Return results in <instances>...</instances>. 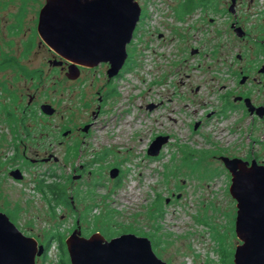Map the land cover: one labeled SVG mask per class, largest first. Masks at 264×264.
Listing matches in <instances>:
<instances>
[{"label": "rangeland", "instance_id": "1", "mask_svg": "<svg viewBox=\"0 0 264 264\" xmlns=\"http://www.w3.org/2000/svg\"><path fill=\"white\" fill-rule=\"evenodd\" d=\"M136 1L144 16L133 40L130 67L110 81L102 112L93 117L96 91H105V68L86 72L71 88H63L65 76L48 61L49 52L36 46L37 34L34 47L24 50L45 0H0V51H12L18 40L21 59L19 80L11 79L10 68L3 74L19 86L21 107H30L26 116L19 112L17 131L0 112V211L12 212L17 228L42 244L54 231L65 239L78 219L84 236L98 231L110 233L108 238L121 233L147 237L167 264H223L220 247L232 260L240 241L234 232L230 173L219 156L264 162V120L226 102L234 104L233 96L245 90H253L255 102L264 100V87L251 80L240 84L235 73L241 66L259 65L262 58L251 52L253 38L220 34L218 40L203 42L190 29L173 32V22L175 27L185 25L175 19L177 0ZM249 1L243 5L246 20L261 26L264 0ZM185 39L200 52L190 54ZM84 101L90 106L84 107ZM40 103L54 107L53 114H44ZM86 121H92L88 135L77 130L62 134L64 128ZM158 134L168 140L152 157L146 149ZM114 166L120 171L111 178ZM15 168L22 179L10 176ZM42 178L65 184L74 207L59 203L51 213L49 195L38 188ZM36 264L70 262L52 240Z\"/></svg>", "mask_w": 264, "mask_h": 264}, {"label": "water", "instance_id": "2", "mask_svg": "<svg viewBox=\"0 0 264 264\" xmlns=\"http://www.w3.org/2000/svg\"><path fill=\"white\" fill-rule=\"evenodd\" d=\"M140 13L136 0H46L38 13L37 32L60 57L71 61L73 68L75 64L93 67L107 62V73L112 77L127 58L126 46ZM50 63L56 65V62ZM70 75L74 78L78 72L72 70ZM244 80L242 77L240 82ZM245 101L252 113L254 107L248 105V98ZM40 110L46 115L55 111L48 103L41 104ZM167 140V135L155 136L147 147V154L157 156ZM219 159L230 173L228 189L236 201L234 232L241 243L234 248L233 264H264V164L255 159L248 162L224 155ZM118 172L113 167L109 175L115 178ZM9 173L14 179L23 177L19 168ZM64 243L70 264H167L156 256L150 239L134 233L106 238L96 231L84 236L78 224ZM43 252V245L35 237L23 234L0 211V264H36V257Z\"/></svg>", "mask_w": 264, "mask_h": 264}, {"label": "flooded vegetation", "instance_id": "3", "mask_svg": "<svg viewBox=\"0 0 264 264\" xmlns=\"http://www.w3.org/2000/svg\"><path fill=\"white\" fill-rule=\"evenodd\" d=\"M46 1V0H45ZM245 0H177L176 6H175V19L181 20L185 22V25L182 27H175L174 22L172 23L173 32H185L184 29H190V32H194V35L199 33L201 37H199L200 40L209 42L213 40H218L219 35L222 34L224 37L226 36H233L237 37L240 40H249L250 38H253V49H251V52L256 55V59H259L260 56L262 60L260 61V64L257 65H249L247 69H244L243 66H241L238 70V72H235L236 74L240 75L239 83L243 84L244 82L251 80L252 82H257L259 86L264 87V21L262 25L260 26L259 23H255L254 25L252 23H248L246 20V13L243 11V5ZM263 1V0H262ZM249 2H252L250 0ZM45 3V2H44ZM44 5V4H43ZM41 5L40 8L43 6ZM141 7V5H140ZM264 10V6L262 7ZM142 10V8H141ZM264 13V11H262ZM39 13V12H38ZM261 10L258 12H255V14H260ZM142 15V17H141ZM191 18H187V16H190ZM143 16L144 12L142 14V11L140 13L139 20L134 28L133 36L131 41L126 46L127 51V58L121 67V69L118 71V73L112 77L108 76V69L109 64L107 62H99L97 65L93 67L81 65V64H75L76 68H73L71 66V61L66 60L62 57H60L54 50H52L47 44H45L39 37V40L36 43L37 47H44L46 51L49 52L51 59L48 61L56 62V65L60 69V71L64 74V81L66 85L63 84L64 87L71 88V82H75L79 79H81V75H85L86 72H89L91 70H96L100 67L105 68V73L107 76L106 83L102 85V87L105 88L104 94L101 93V91H96V101L97 104L95 106V110H92V116L97 117L102 112V106L103 102L106 100V97L110 94V90H108V84L112 79H115L128 69V63L130 62L131 54H132V44L135 36L137 35L139 24L143 22ZM38 21V17H37ZM216 23V24H215ZM15 27V26H14ZM210 28V29H209ZM177 29V30H176ZM17 30V29H16ZM175 32V33H176ZM174 33V34H175ZM38 35L37 32V24L35 27V32L33 34V37L30 38L27 42L24 43V50L30 51L34 47V39L36 40V36ZM179 34V33H178ZM39 36V35H38ZM158 38H161L162 40L164 38L163 33L157 34ZM186 40V39H185ZM13 42V39H12ZM14 43L16 44L15 47L12 48V51H6L2 52L0 51V94L3 97V104L0 105V112L4 114V119L8 123V127L10 129L11 126H14L15 122H19L20 120V113H21V92L19 86L15 85L14 83H9L7 79H5V76L3 73V70L5 71L6 68L12 69L14 71L13 79L15 78L19 80L20 76V68H21V59H20V49H19V41L15 40ZM187 43V40H186ZM188 44V43H187ZM217 45L220 44H215ZM189 46V53L193 54L200 52V48H198V45ZM252 47V46H251ZM238 59H241V54L236 55ZM256 61V60H255ZM254 61V62H255ZM258 61V60H257ZM52 64V63H51ZM71 68V71H77L78 75L74 78H72L70 75L71 71L69 70ZM73 68V69H72ZM77 69V70H76ZM8 70V69H7ZM253 73V74H251ZM259 74V75H258ZM262 75V76H261ZM242 77H245L244 82H240ZM63 83V81L61 80ZM253 91V90H252ZM249 90H245L241 92L238 95L233 96V103L226 102V106L230 108L234 107H241L243 108L247 114H249L252 117H256L257 119L264 120V100L262 102H255L252 98V94ZM6 98V102L5 99ZM34 96L31 94L29 97V101H32ZM225 99H227V95L224 96ZM248 98L249 102L248 105L250 107H254V110L252 113L249 112L248 107L246 106L245 99ZM88 101V100H87ZM84 101L82 104L84 107L90 106V102ZM250 103V104H249ZM30 104V103H29ZM43 103H40V106ZM49 104V103H48ZM24 109L28 110L30 109L28 104L23 105ZM23 109V110H24ZM20 112V113H19ZM206 116H209L207 114ZM200 120L196 121L195 123L200 124ZM12 123V124H11ZM92 121H86L81 123L80 125H77L76 127L72 128H64L62 134L67 135L72 130H77L83 133V135H88L90 133V127H91ZM86 127V130H83V128ZM197 127V126H196ZM194 127V128H196ZM66 132V134H64ZM162 135V134H158ZM157 136V135H156ZM147 153V149H146ZM52 155H48L45 158H51ZM153 157V156H152ZM45 158H40V160L44 161ZM243 160H246L248 162H251L252 159H255L257 163L264 164V162H259L256 158H250V160H247L245 158H242ZM39 159H31L32 162H36ZM115 167V166H114ZM113 168V167H112ZM118 168V167H116ZM119 170V168H118ZM120 171V170H119ZM119 174V172H118ZM79 175L77 174L76 177ZM118 176V175H117ZM72 198V197H70ZM71 207H74L72 204V201L70 200ZM78 220V219H77ZM235 221V220H234ZM79 222L75 221V223L70 228V233L77 228ZM80 225V224H79ZM81 227V226H80ZM22 232V231H21ZM23 233V232H22ZM69 233V234H70ZM24 234V233H23ZM26 235V234H25ZM29 236V235H27ZM241 243V242H239ZM42 244V243H39ZM43 245V244H42ZM44 247V245H43ZM38 257H36L37 259Z\"/></svg>", "mask_w": 264, "mask_h": 264}, {"label": "trees", "instance_id": "4", "mask_svg": "<svg viewBox=\"0 0 264 264\" xmlns=\"http://www.w3.org/2000/svg\"><path fill=\"white\" fill-rule=\"evenodd\" d=\"M129 67H130V65L128 63V68ZM32 77L36 78L37 77L36 76V73L33 72ZM21 109H22V112H23L22 114H24V116H26L27 115L26 113H27L28 110L27 109L25 110L23 106L21 107ZM33 115L35 117V115H36V112L35 111L33 112ZM25 119L26 118H22V123L21 124L23 126H25V124L23 122ZM17 123L18 122H15L14 126H11V128L12 129H15V131H17V129H16L18 127V124ZM106 152H107V150L105 149L103 151V154L105 155ZM118 180H119V178L116 180L117 181L116 182L117 185H118ZM64 185L65 184L61 185L59 182H57L55 180H52L51 182H46L44 178L39 179V181H38V188L41 189L43 192H45V193H47L49 195L48 196V202L50 204L51 213H53V214H55L54 213L55 206L57 204H59V203H63L66 206L71 207V203H70V200H69V198H68V196L66 194V189H65V186ZM157 199H159V196L158 195H157ZM157 207L159 209H161V204L160 205H157ZM6 214L9 216L10 220L13 221L14 216H13L12 212H6ZM84 218L86 219V215H84ZM103 235L106 238H108L110 236V233L103 232ZM51 239L53 241H56L57 242V246H58L59 251L62 254V257L64 255H67L66 248H65V243H64V239H62V237L59 234V232L54 231V233H52L49 236H47L46 241L43 243V245H44L43 256L46 255V253H47V251H48V249L50 247V243L52 241ZM219 255H220V259H221V261H222L223 264H233V261L231 260L229 253H227V251H226V249L224 247H220V249H219ZM62 262L64 263V260L63 259H62ZM67 262H68V255H67Z\"/></svg>", "mask_w": 264, "mask_h": 264}]
</instances>
